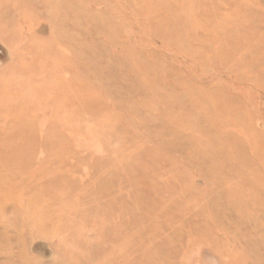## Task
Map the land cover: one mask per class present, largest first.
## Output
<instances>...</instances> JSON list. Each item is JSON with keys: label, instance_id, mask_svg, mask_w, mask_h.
<instances>
[{"label": "rangeland", "instance_id": "1", "mask_svg": "<svg viewBox=\"0 0 264 264\" xmlns=\"http://www.w3.org/2000/svg\"><path fill=\"white\" fill-rule=\"evenodd\" d=\"M60 255L264 264V0H0V264Z\"/></svg>", "mask_w": 264, "mask_h": 264}, {"label": "bare ground", "instance_id": "2", "mask_svg": "<svg viewBox=\"0 0 264 264\" xmlns=\"http://www.w3.org/2000/svg\"><path fill=\"white\" fill-rule=\"evenodd\" d=\"M66 75V74H65ZM262 191V190H261ZM259 193V192H258ZM261 194V193H260ZM60 254V253H59ZM47 264H68V261L62 256H58L54 259L53 262Z\"/></svg>", "mask_w": 264, "mask_h": 264}]
</instances>
